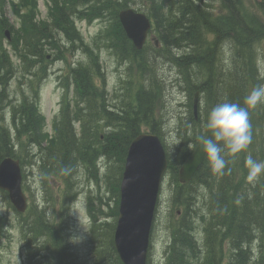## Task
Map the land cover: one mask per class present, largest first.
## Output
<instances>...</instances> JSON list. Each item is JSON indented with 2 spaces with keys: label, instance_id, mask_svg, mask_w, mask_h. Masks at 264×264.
I'll return each instance as SVG.
<instances>
[{
  "label": "trees",
  "instance_id": "16d2710c",
  "mask_svg": "<svg viewBox=\"0 0 264 264\" xmlns=\"http://www.w3.org/2000/svg\"><path fill=\"white\" fill-rule=\"evenodd\" d=\"M137 2L138 10H144L152 20L151 33L161 48H156L153 41L137 51L126 39L117 15L135 0H46L45 17L38 10V0H9L16 26L6 17L7 0H0V104L10 98L7 87L16 76L10 50L36 82L47 74L48 64L64 62L66 71L59 81L67 92L68 84L74 87L73 106L67 104L65 97L63 114L53 123L49 138L35 90L23 96L20 106L4 101V106L10 107L8 124H3L0 114V161L5 157L21 159L15 148L22 137L21 148H38L40 158L35 162L41 178L62 179L66 186L64 196L70 198L74 194L69 193L68 184L75 180L77 169H90L96 176L97 160L102 158L104 167L99 169L105 173L100 177L111 182L117 201L112 219L95 222L94 218L93 254L98 264H121L113 246L119 183L128 146L142 128L159 136L165 146L163 129L167 123L161 116L156 120L155 107L165 82L158 64L167 61L166 65L178 71L176 83L186 94L188 113L175 126L179 153L169 154L165 146L171 204L167 222L169 252L164 264H264V174L248 181L245 163L249 154L264 161V104L248 108L252 141L236 156L222 153L227 161L222 174L214 173L206 158L188 183L181 184L177 176L180 165L192 151L191 146L206 135L204 125L211 109L225 101L248 107L244 103L246 95L253 88L264 86L253 51V45L264 41V0L253 4L246 0ZM96 20L105 26L92 44L111 48L119 60H127L124 76L120 78L121 96L115 93L118 95L115 105L108 102L98 55L77 25ZM6 31L10 34L9 41L5 38ZM223 45L228 46L231 54L225 67L220 60ZM79 51L86 61L71 67L67 59ZM160 57L164 60L156 59ZM196 93L195 119L191 101ZM123 94L125 104L120 103ZM148 114L149 120L140 118ZM75 122L79 123L78 132ZM110 122L111 126L103 127L102 123ZM95 198L98 204L111 209L101 197ZM87 204L90 214L91 198ZM65 208L51 218L40 211L18 215L25 237L26 264H70L76 258L66 235ZM101 211V216H110L104 209ZM2 236L5 234L1 223ZM226 246L228 256L224 261Z\"/></svg>",
  "mask_w": 264,
  "mask_h": 264
},
{
  "label": "rangeland",
  "instance_id": "374dc122",
  "mask_svg": "<svg viewBox=\"0 0 264 264\" xmlns=\"http://www.w3.org/2000/svg\"><path fill=\"white\" fill-rule=\"evenodd\" d=\"M246 1L253 4V2L257 3L256 1L258 0ZM137 7H139V3L135 2V4H131L129 8L137 10ZM8 10H10L9 0H7L6 15H8L11 22H14V20L10 17V14L7 13ZM39 11L41 13V17H44L45 8L42 0H39ZM256 14L259 15L258 13ZM77 25L85 40L89 44H92V38L98 33V31L103 29L105 23L102 21H95L91 25H87L84 22L78 23ZM98 45L99 46L92 44L93 47H99V51L102 49V51L99 52V55L105 72V88L108 93V102L109 104L111 103L112 105H115L118 103L117 96H121V94L119 93L121 89L120 78L124 76L126 64H118L117 57L113 52L110 51L109 48L103 47L102 45H100V43H98ZM222 48L223 53L220 60H223V62L221 63L224 64L225 67V61L226 59L228 60V57H230L231 54L229 52L228 46L223 45ZM171 51H174V49H171ZM253 51L258 73H262V76L264 77V41L260 42L259 45L258 43L253 45ZM156 59L164 60V58L162 57ZM12 60L15 68H17V71L15 78L10 81L7 87V93H9L10 98L8 97L4 101L20 106L21 93L19 80H21L23 84H25L23 89L28 94L30 91L36 90L38 86L36 83H32L35 80L31 76H29L27 71L23 69L21 63L15 58H13ZM81 61H84V57L82 54H78L76 56L74 55L71 59H68V62L72 65ZM166 64H164V62H159L158 64V68L163 75L165 82L164 90L162 91V93H160L156 101L158 104L155 107V118L156 120H158V118L161 116L163 122L165 120V122L167 123L166 127L163 129V138L168 153L178 154L179 150L176 151V149L180 147V143L175 133V126H178L180 122L184 121L185 117L187 116V109L180 104L185 102V99L187 97L186 94L179 88L180 85L176 83V79H178L177 69H173V67L171 68ZM49 68L50 71L48 70L47 76L42 82L39 91L40 111L45 116V119L47 121V132H50L49 123L51 119L57 114L60 108V101L63 91L57 85V76L61 74V71L64 68L66 70V64L57 63L53 64ZM98 86L102 87L101 82H98ZM115 93H117L118 95H116ZM132 93L134 94V91ZM161 95H163V98L161 97ZM123 97L124 94L120 99L121 104H125ZM4 101L0 104V106L2 107L0 109V114L2 116L4 112H7V107L4 106ZM147 116L148 117H146L145 115H140V118L149 120L151 116L149 114ZM2 122L3 124H8L4 117H2ZM102 125L104 128H107L111 126L112 123L110 122L107 125H104L102 123ZM79 130L80 129H78V131ZM142 131L147 130L142 128ZM47 135L48 138L52 137V135H49L48 133ZM22 139V137L19 138L18 155L23 159V166L25 169L23 191L29 201V211L34 213L40 211L43 212L44 215L46 214L47 217L51 218L53 215H56V213L64 211L66 203L65 219L67 220V229L66 225L64 227L67 230L70 247L74 251L73 255L76 257L80 264H98V262L96 261L97 259H95V252L93 254L91 224H94V218L96 219L95 222H97V220L104 221L105 219H112L111 216L113 214L117 198L116 196L113 197L111 182L105 181L102 177H100L101 172L98 166L97 170L99 172L96 174V176H94L93 172H91L90 169L85 171L83 168H78L74 174V176H76L75 180L71 181L72 184H68L69 193L74 194V196L71 195L70 198H65L64 192L66 186L63 180L57 177L42 179L41 172H39V165L33 164L32 162V160L40 158V155L38 152H36V148H28L27 150H25L26 146L21 148ZM31 150H34L33 154H29ZM35 156L36 158H33ZM102 162H100V165L102 164ZM170 189V183H167L166 180L165 184L162 187L161 195L159 198L158 211L154 220L153 230L151 232V249L148 255V262L150 261L151 264H164L167 252H169L170 234L168 232L167 222L169 219V208L171 204ZM99 195H107L105 199H103V197L101 198L104 203L108 204V206L111 207V209L107 210V208L103 204H98L95 197H100ZM88 198H91L93 201L91 207L92 211L90 214L88 212ZM7 202H9L8 197L5 196L4 199L3 196L0 195V217L5 216L6 221L9 222V238L0 240V264H26L28 259L25 249V238L21 234L16 213L7 206ZM73 202L81 203L84 205V211L82 213V226L86 232L83 233L84 239L79 244H73L69 239V237L74 232L78 233L83 231L78 227V221L76 217L68 214V206ZM36 204L41 208L40 210L37 209ZM102 209H104L110 216H101L99 212H102ZM2 221L3 220L0 219V226ZM56 222L58 223V219H56ZM223 252L224 261H226L228 256L227 246L223 247Z\"/></svg>",
  "mask_w": 264,
  "mask_h": 264
},
{
  "label": "water",
  "instance_id": "95a60500",
  "mask_svg": "<svg viewBox=\"0 0 264 264\" xmlns=\"http://www.w3.org/2000/svg\"><path fill=\"white\" fill-rule=\"evenodd\" d=\"M119 21L135 48L142 49L150 28L149 20L144 14L128 9L119 13ZM199 145L200 142L179 168L178 179L182 184L189 182L205 159ZM166 168V155L155 135L142 134L131 142L120 183L114 232V247L122 264H146L156 203ZM20 184L18 162L4 160L0 164V188L8 192L16 210L23 212L26 205Z\"/></svg>",
  "mask_w": 264,
  "mask_h": 264
},
{
  "label": "clouds",
  "instance_id": "9594fccd",
  "mask_svg": "<svg viewBox=\"0 0 264 264\" xmlns=\"http://www.w3.org/2000/svg\"><path fill=\"white\" fill-rule=\"evenodd\" d=\"M244 103L248 107H241L238 103L225 101L213 107L208 114L204 125L208 135L200 137L199 147L214 173L222 174L226 167L227 161L222 153L226 151L229 155L236 156L245 151L251 143L248 108L264 103V86L253 88L246 95ZM209 134H211L210 139L208 138ZM245 163L248 168V181H253L264 174V161H257L249 154ZM83 211L84 205L81 203L73 202L68 206V214L76 217L78 227L83 230L78 233L74 232L69 237L73 244H79L84 239L83 233L86 231L82 226Z\"/></svg>",
  "mask_w": 264,
  "mask_h": 264
},
{
  "label": "bare ground",
  "instance_id": "6f19581e",
  "mask_svg": "<svg viewBox=\"0 0 264 264\" xmlns=\"http://www.w3.org/2000/svg\"><path fill=\"white\" fill-rule=\"evenodd\" d=\"M70 264H79V262L76 258H74L73 261H70ZM149 264H151L150 261Z\"/></svg>",
  "mask_w": 264,
  "mask_h": 264
}]
</instances>
